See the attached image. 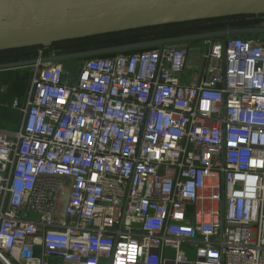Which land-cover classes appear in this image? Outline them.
<instances>
[{
    "label": "built area",
    "instance_id": "obj_1",
    "mask_svg": "<svg viewBox=\"0 0 264 264\" xmlns=\"http://www.w3.org/2000/svg\"><path fill=\"white\" fill-rule=\"evenodd\" d=\"M29 69L0 264H264V33Z\"/></svg>",
    "mask_w": 264,
    "mask_h": 264
},
{
    "label": "water",
    "instance_id": "obj_2",
    "mask_svg": "<svg viewBox=\"0 0 264 264\" xmlns=\"http://www.w3.org/2000/svg\"><path fill=\"white\" fill-rule=\"evenodd\" d=\"M92 9L87 11L91 15ZM99 15L67 19L68 12L38 13V0H0V51L45 45L60 41L135 31L197 20L264 14V0H200L170 4L152 0L151 7L125 12L115 8L94 9ZM264 33V26H241L189 34L143 39L68 53H55L40 59L0 63V71L42 63L64 62L92 56L127 52L162 45L182 44L207 38ZM41 247L35 248L39 255Z\"/></svg>",
    "mask_w": 264,
    "mask_h": 264
},
{
    "label": "rangeland",
    "instance_id": "obj_3",
    "mask_svg": "<svg viewBox=\"0 0 264 264\" xmlns=\"http://www.w3.org/2000/svg\"><path fill=\"white\" fill-rule=\"evenodd\" d=\"M249 21H245L242 19H226V20H220L215 21L212 24H192V25H174L164 28H156V29H150L143 33L138 34H127V35H121V36H108V37H95V38H88V39H81L76 40L75 42L69 44L72 48H85V49H92L97 47H105L120 43H126V42H132V41H138L143 39H150V38H159V37H167V36H175V35H182V34H189V33H195V32H201L209 28H214L216 26H221L224 28H230V27H238V26H245ZM251 23V22H249ZM138 38V40H136ZM64 47L66 44H63ZM63 48V47H62ZM64 49V48H63ZM80 49V50H82ZM66 50V49H65ZM62 49H58L54 47V43L45 44V45H39L34 46L32 48H19L16 50H8L0 52V63L2 62H9L11 60H22L26 57H33L38 55L40 52H43L44 54H53L56 53H62ZM28 59V58H26ZM81 59H73V60H67L64 61V66L66 69L71 72H75L77 67L79 68ZM14 72L10 75L7 82H1L0 81V95L8 98V103L10 104V107L14 108V110L17 111V107L14 106V99L19 98L21 101L25 98L27 89L29 87V66H24L20 68H15ZM13 71V70H12ZM5 84V85H4ZM9 84V85H8ZM19 110V109H18ZM18 118L20 112H18ZM21 120V116L19 120H17V123L14 124V122H10L6 118L1 119L0 125L6 126V127H12L19 125ZM187 251V255L190 260H193L195 256V251L192 247L188 245H184L183 247Z\"/></svg>",
    "mask_w": 264,
    "mask_h": 264
},
{
    "label": "crops",
    "instance_id": "obj_4",
    "mask_svg": "<svg viewBox=\"0 0 264 264\" xmlns=\"http://www.w3.org/2000/svg\"><path fill=\"white\" fill-rule=\"evenodd\" d=\"M193 1H200V0H169V3L180 4V3L193 2ZM151 3L152 0H38V13L43 14L50 12L67 11L68 12L67 19L71 20L75 18H84L88 16L99 15L98 12L94 9L115 8V12H125V11L149 8L151 7ZM89 9H92L91 15H87V11ZM46 55H51V54L43 53V56ZM12 70L13 72L15 71L14 69L0 71L1 79L5 77V80H3L4 82H7L8 77H6L7 75H4V77H2V75L6 74L7 72H12ZM16 127L17 126H12V127L5 126L6 129H11V130L15 129Z\"/></svg>",
    "mask_w": 264,
    "mask_h": 264
},
{
    "label": "trees",
    "instance_id": "obj_5",
    "mask_svg": "<svg viewBox=\"0 0 264 264\" xmlns=\"http://www.w3.org/2000/svg\"><path fill=\"white\" fill-rule=\"evenodd\" d=\"M226 19H242V20H245V21H249L251 23H247L245 26H257V25H260L263 20H264V14H261V15H249V16H233V17H224V18H215V19H206V20H197V21H191V22H186V23H178V24H172V25H165V26H158V27H151V28H145V29H140V30H135V31H128V32H121V33H114V34H109V35H101V36H94V37H89V38H95V37H108V36H121V35H127V34H138V33H143L147 30H150V29H156V28H164V27H169V26H174V25H192V24H212L213 22L215 21H220V20H226ZM244 26V27H245ZM238 27H241V26H238ZM224 27H219V26H216L214 28H209V29H206L204 31H210V30H216V29H222ZM83 39H88V38H83ZM76 40H81V39H75V40H67V41H60V42H55L54 43V47L58 48V49H62V53H68V52H74V51H80V49L82 48H72L69 44L75 42ZM138 40V38L136 39ZM140 40V39H139ZM63 44H66V46L64 47ZM34 47V46H32ZM32 47H22V48H32ZM64 49H63V48ZM16 49H19V48H15V49H7V50H1L0 52H3V51H8V50H16ZM66 49V50H65ZM82 50H85V48H83ZM114 54V53H113ZM107 55H112V54H107ZM38 55L36 56H33V57H26L28 59H32V58H36ZM25 58V59H26ZM18 60V59H17ZM11 61H16V60H11ZM10 62V61H9ZM2 63H5V62H2ZM13 72V71H12ZM8 73V74H7ZM6 74H3L2 77H4V75H7L6 77H8V79H11L9 78L11 74L13 73H10V72H7ZM1 79V77H0ZM7 79V80H8ZM3 80H5V77L2 78L0 81L1 82H4ZM11 81V80H10ZM8 98L9 97H4L2 95H0V122H1V119L3 118H6L7 120H9L10 122H14V124L17 123V120H19L20 118V114H19V118H18V113L17 111L19 112V110L17 109L14 110V108L10 107V104L8 103ZM1 127H4L5 126H2L0 125Z\"/></svg>",
    "mask_w": 264,
    "mask_h": 264
}]
</instances>
